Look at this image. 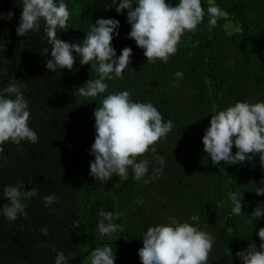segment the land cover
Wrapping results in <instances>:
<instances>
[{"label":"trees","instance_id":"1","mask_svg":"<svg viewBox=\"0 0 264 264\" xmlns=\"http://www.w3.org/2000/svg\"><path fill=\"white\" fill-rule=\"evenodd\" d=\"M109 2L66 0L67 27L57 30V38L79 43L98 18H114L120 23L119 36L112 41L117 57L125 47L132 50L122 78L106 80V93L84 98L77 89L98 78L91 65H81L76 55L71 70L48 71L50 54L44 50L50 51L51 45L43 22L38 31L18 37L21 0H0V14L15 13L11 21L0 20V88L15 83L21 89L30 107L29 127L38 136L35 144L7 142L0 152V207L8 203L5 186L31 193L23 201L26 215L9 221L0 214V264H54L52 246L65 256L72 254L69 264H90V251L105 244L112 249L114 264H142L137 251L142 232L168 216L188 222L191 215H198L199 227L214 237L207 264H241L236 253L250 242L257 248L261 243L256 233L264 228V216L247 221L264 202V196L255 194L256 187L264 186V168L258 157L213 166L203 152L202 137L219 110L237 101H264V0H214L227 13L214 28L207 23L209 0H201L202 21L181 37L167 63H147L143 50L127 38V10L119 15L115 8L106 10ZM167 2L175 6L177 0ZM177 71L184 75L173 86ZM124 90L134 102H151L163 120L173 121L169 133L150 146L165 164L149 183L134 181L131 169L127 180H96L89 174L94 110L104 96ZM153 155L149 151L144 158L152 160ZM236 191L243 195L239 217L232 215L228 199ZM47 195L58 197L49 207L43 202ZM101 208L121 212L116 221L121 227L97 238ZM44 227L47 236L41 234Z\"/></svg>","mask_w":264,"mask_h":264},{"label":"clouds","instance_id":"2","mask_svg":"<svg viewBox=\"0 0 264 264\" xmlns=\"http://www.w3.org/2000/svg\"><path fill=\"white\" fill-rule=\"evenodd\" d=\"M21 3L16 35L25 37L29 32L38 31L43 22V31L51 45L50 51L44 50L46 55L50 54V59L45 62L48 71L71 70L76 55H79L80 64L91 65V70L97 73L98 78L88 80L77 89L80 96L96 98L107 92L106 80L122 78L131 63L132 50L125 47L117 57L112 41L119 36L118 20L98 18L82 42L68 43L57 38V30L67 27L70 16L66 0H21ZM110 8H115L118 15L127 10L126 23L131 26L127 38L143 50L147 63L157 60L167 63L169 56L175 55L181 37L186 32H193L205 15L201 0H177L175 6L167 0H110L105 9ZM206 12L210 28L216 27L218 20L227 16L214 0H209ZM14 15L12 11L0 14V20L11 21ZM183 75L181 71L174 73L173 86ZM30 115L29 103L17 84L0 88V152L7 142L35 144L38 141L37 133L28 124ZM93 116L95 139L89 151L94 157L89 166L92 177L108 181L116 176L127 180L131 169L134 181L149 183L164 171V157L155 154L156 149H150V146L169 133L173 121L163 120L153 103L134 102L127 90L109 93ZM202 144L203 152L210 157L213 166L221 162L238 165L258 157L264 168V101H237L211 115ZM149 151L154 154L152 160L144 158ZM150 165H153L151 176L145 179ZM30 194L19 186H5L3 196L8 203L0 207V214L9 221H15L18 215H26L23 201ZM255 194L264 196V186L256 187ZM57 199L55 195H47L43 202L49 207ZM228 199L232 215L241 216L242 193L232 192ZM121 215L118 211L99 209L95 227L97 238L117 232L121 225L116 221ZM262 216L264 202L248 215L247 222L259 221ZM48 232V228H41L42 235L47 236ZM256 234L261 241L258 248L250 242L246 249L236 253L241 264H264V228ZM139 240L142 246L137 251L142 264H207L214 243V237L199 227L198 215L189 216L188 222L168 216L163 223L149 225ZM51 250L56 253L54 264H69L71 253L65 256L54 246ZM88 259L90 264H114L112 249L107 244L93 248Z\"/></svg>","mask_w":264,"mask_h":264},{"label":"rangeland","instance_id":"3","mask_svg":"<svg viewBox=\"0 0 264 264\" xmlns=\"http://www.w3.org/2000/svg\"><path fill=\"white\" fill-rule=\"evenodd\" d=\"M228 30H229L230 32H232V28H231V27H229Z\"/></svg>","mask_w":264,"mask_h":264}]
</instances>
